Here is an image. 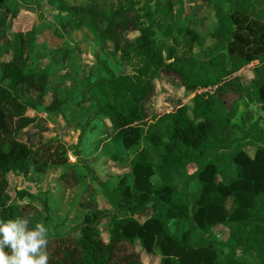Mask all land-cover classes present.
<instances>
[{
	"label": "trees",
	"instance_id": "obj_1",
	"mask_svg": "<svg viewBox=\"0 0 264 264\" xmlns=\"http://www.w3.org/2000/svg\"><path fill=\"white\" fill-rule=\"evenodd\" d=\"M57 1L98 36L100 48L110 41L122 60L136 62L133 73H116L95 52L106 74L86 76L82 100L95 103L93 115L106 118L113 137L125 146L141 138L147 145L135 151L130 175L122 174L116 185L84 163L113 209L96 206L67 231L48 236L50 264H144L140 252L131 248L136 239L145 252L161 256L160 264H264V129L254 121L242 135H231L237 127L231 118L238 97L257 101L264 113V0H203L214 8L216 25L210 34L218 49L203 57L193 52L201 36L190 27L177 29L181 37H172L175 44L157 37L156 14L171 13L169 5L152 7V0L142 7L137 0ZM4 3L0 0V7ZM5 23L0 14V34ZM129 31L137 33L129 37ZM165 34L173 32L168 28ZM248 65L252 76L243 85L237 73ZM159 72L176 77L185 93H193L192 107L181 103L170 111L148 112ZM47 76L27 67L22 33L17 32L11 57L0 62V141L8 134L0 142V220L28 215L33 224L40 222L36 205L11 198L7 174H27L37 164V154L47 150L41 138L33 140L40 129L30 125L38 118L26 114L30 103L37 110L41 105L18 90L24 86L43 94ZM232 92L236 98H224ZM246 137L255 143L252 156L244 148ZM79 147L70 146L75 153ZM214 150L220 151L218 158L210 157ZM53 161L65 165L66 159ZM189 164L196 166L191 172ZM160 170L183 177L182 186L169 179L154 185L152 176ZM15 193L23 198L29 191ZM149 202L155 204L154 212L140 221L135 214ZM103 219L108 220L106 229ZM216 225L227 229L225 239L213 232ZM103 229L108 241L101 236ZM238 251L253 253L256 261L240 263Z\"/></svg>",
	"mask_w": 264,
	"mask_h": 264
},
{
	"label": "rangeland",
	"instance_id": "obj_2",
	"mask_svg": "<svg viewBox=\"0 0 264 264\" xmlns=\"http://www.w3.org/2000/svg\"><path fill=\"white\" fill-rule=\"evenodd\" d=\"M66 1L79 4L84 0ZM145 1L137 0V5L142 7ZM150 4L152 7L158 4L169 5L172 9L171 13L156 14L158 38L175 44L172 37H181L177 29L190 27L201 36V40L193 46L196 55L203 57L207 53L212 55L218 51L210 34L216 25L211 3L203 0H152ZM0 14L6 17L3 32L0 34V62L11 57L15 34L21 32L27 67L44 70L48 74L43 94L24 86L18 87L24 99L31 96L34 102L41 105L37 110L30 103L26 114L36 115L38 118V121L30 125L40 129L34 132L33 140H36L35 137L41 138L46 142L47 150L37 154V164L27 174H7V191L17 203L31 202L39 208V220L48 227V236L55 232L62 233L82 221L84 215L96 206L113 209L107 194L86 171L84 163L92 167L100 179L116 185L122 174L130 175V159L135 151L147 145L141 138L138 143L125 146L121 140L113 137L108 129L110 122L106 118L101 114L93 115L95 103L82 100V87L86 76L90 75L94 79L106 74L101 64L96 62L95 52L99 51L116 73H133L136 62L122 60L110 41L105 48H100L98 36L82 21L67 14L57 0H5L0 7ZM168 28L173 32L172 36L165 34ZM136 33L129 31L127 34L134 37ZM237 75L241 83L247 85L252 76V66L244 67ZM154 81L155 94L146 104L151 115L173 110L181 103L193 106V93H185L176 77L159 72ZM236 97L237 94L233 92L224 95L228 101ZM233 106L235 113L231 123L237 127L232 128V136L242 135V131L254 121L264 129V113L257 101L240 96ZM188 114L191 115V112L188 111ZM7 137L8 134L4 135L2 140ZM252 141L251 137L243 140L244 148L251 156L255 150V143ZM76 144L80 146L79 153L70 148ZM209 155L218 158L220 151L214 150ZM61 158L66 159L65 165H56L53 160ZM195 167L194 164H189L187 168L191 172ZM66 168L68 170L64 171ZM72 170L76 178L70 176ZM64 174L68 175L63 176ZM164 179L182 186L183 177L172 172L160 170L152 176L154 185ZM193 183L191 181V185ZM17 189H25L29 194L19 198L15 193ZM154 209L155 204L149 202L135 216L143 221ZM107 222V219H103L101 224L105 227ZM171 227L173 228V223ZM105 229L101 236L108 241L110 236ZM213 232L219 239L227 236V229L222 225L214 226ZM131 248L140 252L144 264L161 263V256L156 252H145L138 239ZM5 251L11 252L8 248ZM238 255L241 256L240 263L256 261L251 252L238 251Z\"/></svg>",
	"mask_w": 264,
	"mask_h": 264
},
{
	"label": "clouds",
	"instance_id": "obj_3",
	"mask_svg": "<svg viewBox=\"0 0 264 264\" xmlns=\"http://www.w3.org/2000/svg\"><path fill=\"white\" fill-rule=\"evenodd\" d=\"M48 231L28 215L0 220V264H50Z\"/></svg>",
	"mask_w": 264,
	"mask_h": 264
}]
</instances>
